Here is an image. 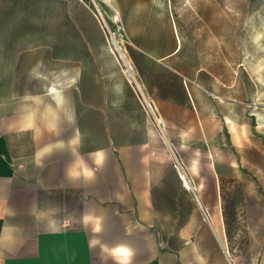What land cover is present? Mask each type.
I'll return each instance as SVG.
<instances>
[{
    "label": "crops",
    "instance_id": "0c3cea01",
    "mask_svg": "<svg viewBox=\"0 0 264 264\" xmlns=\"http://www.w3.org/2000/svg\"><path fill=\"white\" fill-rule=\"evenodd\" d=\"M104 1L128 25L123 0ZM75 2L0 0V264H234L220 194L203 192V180L192 182L178 159L175 169L169 135L109 120L107 87L97 81L78 87L75 67L65 96L58 52L64 40L76 57ZM61 8L68 10L62 20ZM96 17L82 23L81 41L102 35ZM123 72L154 111L133 67L131 76L124 65ZM154 97L155 106L165 105ZM44 106L55 111L51 144L29 146L23 140H37L44 130ZM60 122L68 129L66 160L55 152ZM207 166L218 168L214 160ZM186 168L193 174L197 161Z\"/></svg>",
    "mask_w": 264,
    "mask_h": 264
},
{
    "label": "rangeland",
    "instance_id": "374dc122",
    "mask_svg": "<svg viewBox=\"0 0 264 264\" xmlns=\"http://www.w3.org/2000/svg\"><path fill=\"white\" fill-rule=\"evenodd\" d=\"M123 6L128 25L122 14L114 19L115 9L104 0H76L74 12L70 9L76 20V57H71L73 43L68 47L64 40L58 52L65 96L67 73L75 67L78 87L86 83L92 88L95 81L107 87L109 120L122 118L125 127L169 135L175 169L178 159L192 182L203 180V192L220 194L234 264H264V0H123ZM98 10L105 23L94 15ZM67 13L59 10L61 20ZM90 17L97 18L102 35L85 43L79 31ZM121 54L154 111L123 72ZM84 68L88 74H81ZM79 93L83 96V90H76V97ZM155 94L164 106H155ZM42 114L44 130L37 140H23L29 146L51 144L55 111L44 106ZM160 114L178 120L157 123ZM59 124L54 143L60 149L55 152L66 160L68 129ZM12 147L19 161L20 142ZM213 160L215 171L207 166ZM194 161L198 168L190 174L186 167ZM13 172L18 176V170ZM194 191L199 194V186ZM3 206L0 201V210Z\"/></svg>",
    "mask_w": 264,
    "mask_h": 264
},
{
    "label": "bare ground",
    "instance_id": "6f19581e",
    "mask_svg": "<svg viewBox=\"0 0 264 264\" xmlns=\"http://www.w3.org/2000/svg\"><path fill=\"white\" fill-rule=\"evenodd\" d=\"M97 16H98V18H100L99 20H101L103 23H105L104 22V20H103V17H102V13L98 10L97 11ZM114 19H117V16L114 14ZM121 58H123L124 59V62H125V71H126V73H128L130 76H131V74H132V67H131V64H130V62L128 61V59L125 57V55L124 54H121ZM149 108H150V106H149ZM156 121L158 122V123H161V121H160V119L159 118H156ZM180 167V169H181V176L186 180V175L184 174V168H183V166L181 167V166H179ZM187 182V181H186ZM192 186V185H191ZM193 187V186H192Z\"/></svg>",
    "mask_w": 264,
    "mask_h": 264
}]
</instances>
